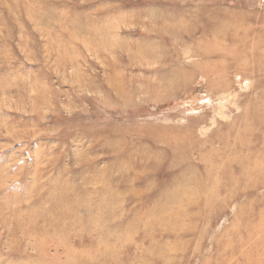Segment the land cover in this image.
<instances>
[{"label":"rangeland","instance_id":"374dc122","mask_svg":"<svg viewBox=\"0 0 264 264\" xmlns=\"http://www.w3.org/2000/svg\"><path fill=\"white\" fill-rule=\"evenodd\" d=\"M0 264H264V0H0Z\"/></svg>","mask_w":264,"mask_h":264},{"label":"bare ground","instance_id":"6f19581e","mask_svg":"<svg viewBox=\"0 0 264 264\" xmlns=\"http://www.w3.org/2000/svg\"><path fill=\"white\" fill-rule=\"evenodd\" d=\"M163 15V14H162ZM172 16L170 15L168 18H171ZM172 19V18H171ZM175 21V23H179V22H176V20H174ZM173 21V22H174ZM223 22V21H222ZM174 23H172V25H173ZM223 25H222V27L224 26V23H222ZM172 25H170L169 26V31H173V32H175V33H173L176 37H182L181 36V34H182V31H175L174 30V27L172 26ZM175 27H177V25H174ZM108 27L109 26H106V28L108 29ZM113 27H115V26H113ZM99 28H101V27H99ZM98 28V29H99ZM110 28V27H109ZM108 31V30H107ZM104 32V31H103ZM106 32V31H105ZM104 32V33H105ZM188 32V31H187ZM187 34V33H186ZM196 36V35H195ZM205 36V38H206V35H204ZM193 37V36H192ZM136 38V37H135ZM179 38V39H180ZM192 39V38H191ZM183 40V39H182ZM193 40H197V39H194L193 38ZM236 40V39H235ZM192 41V40H191ZM106 43L108 44V42L106 41ZM125 42L124 41H122V44L121 45H123ZM140 43V42H139ZM216 43V42H215ZM110 44V43H109ZM140 45V44H139ZM211 45V44H210ZM216 46H218V45H215V46H211V47H207V49L205 48L204 50H196V51H194V52H192L191 54H190V56H202V57H204V58H206V57H211L212 55H214V53H215V55L216 54H218L219 55V53L218 52H216L214 49H218V47H216ZM149 48V47H148ZM151 49V48H150ZM145 51V50H144ZM217 55V56H218ZM212 59H214V58H212ZM216 59H217V57H216ZM181 60V59H180ZM205 60H208V59H205ZM215 60V59H214ZM214 60H213V62H214ZM205 66V65H204ZM211 70V69H210ZM186 73L187 74V72H185L184 70L183 71H180V74H182V73ZM179 74V73H178ZM249 127V126H248ZM212 173V172H211ZM218 174V173H217ZM104 184V183H103ZM215 184V183H214ZM181 186V185H180ZM191 187V186H190ZM104 188H108V189H112L113 190V188H114V184L113 183H108V182H106L105 184H104ZM189 188V187H188ZM206 189V188H205ZM194 194V193H193ZM173 196V195H172ZM234 196V195H233ZM174 197V196H173ZM107 204L108 203H105V205L107 206ZM205 205V204H204ZM151 218V217H150ZM153 218V217H152ZM150 220V222L152 221V219H149ZM154 220V219H153ZM95 227V226H94ZM74 228V227H73ZM77 229V228H76ZM79 233V232H78ZM62 236V235H61ZM65 236V235H64ZM63 236V237H64ZM68 236V235H67ZM99 236V235H98ZM96 237V241H95V244L94 245H96L97 244V246L98 247H103V246H105V244L99 239V237ZM62 238V237H61ZM68 238V237H67ZM70 238V237H69ZM69 238H68V240H69ZM77 238V237H76ZM64 239V238H63ZM78 240V239H77ZM64 241H66V240H64ZM63 242V241H62ZM67 242V241H66ZM79 242V241H78ZM228 247V246H227ZM69 251H72L73 252V250L71 249V248H69L68 249ZM80 252V251H79ZM82 252V251H81ZM155 252V251H154ZM87 253V252H86ZM82 254V253H81ZM76 255V254H75ZM87 255H89V253H87ZM77 256H79L78 255V253H77ZM79 258V257H78ZM73 259H75V260H73V262L75 261V263H76V261H78V260H76V258H75V256H73Z\"/></svg>","mask_w":264,"mask_h":264}]
</instances>
